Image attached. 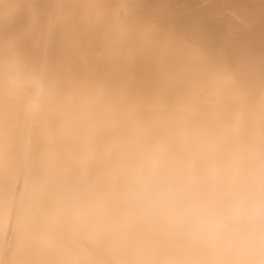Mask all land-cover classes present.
<instances>
[{
  "label": "clouds",
  "instance_id": "9594fccd",
  "mask_svg": "<svg viewBox=\"0 0 264 264\" xmlns=\"http://www.w3.org/2000/svg\"><path fill=\"white\" fill-rule=\"evenodd\" d=\"M0 264H264V0H0Z\"/></svg>",
  "mask_w": 264,
  "mask_h": 264
}]
</instances>
